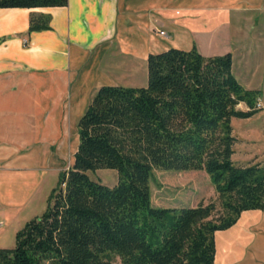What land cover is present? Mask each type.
Instances as JSON below:
<instances>
[{
  "label": "trees",
  "instance_id": "trees-1",
  "mask_svg": "<svg viewBox=\"0 0 264 264\" xmlns=\"http://www.w3.org/2000/svg\"><path fill=\"white\" fill-rule=\"evenodd\" d=\"M67 0H0V8L50 7ZM48 16L30 14L28 32ZM144 86L101 85L76 122L70 166L58 173L44 210L0 247V264H212L213 234L243 210L264 206V157L238 164L230 119L259 106L231 72L228 52L203 56L192 45L146 57ZM246 106L238 109V103ZM113 169L107 186L86 172ZM202 170L215 199L163 207L150 201L151 170Z\"/></svg>",
  "mask_w": 264,
  "mask_h": 264
},
{
  "label": "crops",
  "instance_id": "crops-1",
  "mask_svg": "<svg viewBox=\"0 0 264 264\" xmlns=\"http://www.w3.org/2000/svg\"><path fill=\"white\" fill-rule=\"evenodd\" d=\"M32 13L47 15L48 27L28 32ZM218 27H224L223 52L203 54ZM187 45L203 56L228 52L235 79L258 91L259 109L230 119L241 128L234 132L230 125L231 159L262 161L264 0H67L62 6L0 8V183L1 172L28 173L14 180L7 197L0 195V206L31 211V173L50 157L74 152L76 122L98 86H144L149 53ZM236 107L246 109L241 102ZM4 213L1 223L17 215ZM31 213L24 222L37 216ZM213 241L212 264H264V206L241 211L232 225L214 232Z\"/></svg>",
  "mask_w": 264,
  "mask_h": 264
},
{
  "label": "rangeland",
  "instance_id": "rangeland-1",
  "mask_svg": "<svg viewBox=\"0 0 264 264\" xmlns=\"http://www.w3.org/2000/svg\"><path fill=\"white\" fill-rule=\"evenodd\" d=\"M216 34L218 37H213V42L209 44L211 46L210 49H208V51H206L207 49L205 48L201 49L203 54L206 52H213L214 54L223 52V45L225 44L224 27H218L216 29ZM164 39L160 41L164 42ZM168 39H170L169 35ZM201 43L207 44L208 42L206 39H203ZM187 46L189 48V45ZM260 122V118H254L252 120V123L254 124H259ZM236 123L237 122L232 119L230 125L234 128V132H239L241 128L237 127ZM74 140L75 137L72 138L73 142ZM72 153L71 150H67L58 159L50 157V160H47L46 165H43L44 167L31 173V178H33L35 182V184L31 185V193H34V205L31 211L27 206H24L21 210L10 206H4L5 208H2V205L0 206V215L2 214V211H7V213L4 214L10 216L15 213L17 214L12 223L2 221V225L0 226V247H13L14 233L23 225L24 218L32 216L29 215V212L31 213L34 209L35 214L39 215L44 210L46 206V198L51 188L54 187L57 182L58 173L67 169L72 162ZM27 174V172L15 171L1 172L2 182L0 183V195L7 197V191L10 192V189L15 182L14 180ZM86 174L91 179L107 186L113 185L116 181V171L113 169H95L93 171H87ZM149 189L150 201L155 206H194L198 202L206 203L215 199L213 187L209 182L206 173L202 170L153 168L149 180ZM110 264H119V261L115 258L111 260Z\"/></svg>",
  "mask_w": 264,
  "mask_h": 264
},
{
  "label": "built area",
  "instance_id": "built-area-1",
  "mask_svg": "<svg viewBox=\"0 0 264 264\" xmlns=\"http://www.w3.org/2000/svg\"><path fill=\"white\" fill-rule=\"evenodd\" d=\"M158 34L160 35H164V32L162 30H156ZM257 106H259V102H257ZM2 225V223L0 222V226Z\"/></svg>",
  "mask_w": 264,
  "mask_h": 264
}]
</instances>
